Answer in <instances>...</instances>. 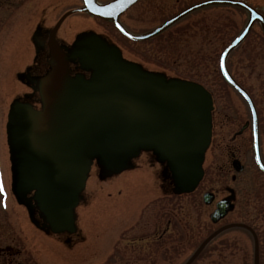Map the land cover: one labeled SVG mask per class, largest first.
Returning <instances> with one entry per match:
<instances>
[{
	"label": "rangeland",
	"instance_id": "rangeland-1",
	"mask_svg": "<svg viewBox=\"0 0 264 264\" xmlns=\"http://www.w3.org/2000/svg\"><path fill=\"white\" fill-rule=\"evenodd\" d=\"M46 1L0 0V181L3 183V192H0V246L11 244L13 252L21 251H17L19 255L14 257L26 259L31 264H183L203 239L217 228L242 222L250 225L257 234L260 264H264V174L255 168L248 169L239 173L238 182L234 183L228 166L226 144L229 133L246 115L241 98L229 88L218 71L221 51L245 24V13L231 6L214 5L200 9V13L210 14L206 25L212 27L205 31L210 39L190 41L186 64L176 67L171 57V66L165 70L169 76L208 85L212 97L211 114L220 119V122L215 120L216 127L217 123L220 125L217 139L213 147L207 149V159L206 153L203 155L205 158L202 157L203 174L196 188L182 192L164 161L158 160L151 151H140L129 161L128 167L119 172L108 171L92 161L81 201L76 207L79 226L84 229L82 222H86L89 227L84 241H76L70 248L62 241L67 233L53 235L46 230L44 219L36 209L33 218L30 217L26 207L33 204L32 194L21 193L17 198L13 190L7 121L12 102L25 101L32 91L39 98L37 84L45 72L41 60L34 58L36 40L33 33L40 24L41 7ZM61 12L62 8L55 12V16ZM46 13L51 20L53 12L48 10ZM73 21L76 26H67V39L73 38L78 26L88 29L85 30L88 34L90 31L105 32L115 37L111 27L98 20L90 21L84 14L71 16L68 22ZM89 21L90 26L85 27ZM41 24L46 26L48 22L44 24L41 21ZM261 40L259 32L254 29L228 59V67L236 69L237 77L246 86L248 68H255L254 89L249 87L257 99L262 96L264 88L261 81L264 67ZM127 43L132 45V42ZM132 48L135 47L131 46L130 53L135 54ZM157 50V56L162 59L165 49L157 46ZM148 56L143 54V61L134 56L129 58L142 64L155 62ZM148 68L153 69L154 66L149 65ZM30 74H34L28 77L33 83L32 90L25 78L22 79ZM30 103L40 108L39 101L36 104L30 99ZM238 107H243L239 118L235 115ZM241 158L243 163L248 161L244 155ZM225 186L236 190V206L233 203L235 208L213 223L210 214L215 205L205 204L202 195L212 191L217 201L228 195ZM38 225L39 228L44 226V231ZM163 230L166 234L159 237ZM252 261L251 234L242 228H230L209 242L192 264H252Z\"/></svg>",
	"mask_w": 264,
	"mask_h": 264
},
{
	"label": "water",
	"instance_id": "water-1",
	"mask_svg": "<svg viewBox=\"0 0 264 264\" xmlns=\"http://www.w3.org/2000/svg\"><path fill=\"white\" fill-rule=\"evenodd\" d=\"M136 1L99 4L96 0H82L83 6L66 12L49 35L50 46L60 57L38 81L40 109L19 100L10 106L7 142L14 194L20 198L21 193H31L33 204L27 206L30 214L37 209L53 232L73 231L74 208L92 161L108 171L119 172L140 151H152L158 160L166 162L177 188L190 191L202 177V157L211 137L212 99L202 85L147 72L123 59L115 46L97 34L78 39L71 53L81 67L90 70L89 77L71 76L67 56L54 39L67 15L87 12L112 21L129 38L141 39L195 8L211 4L239 6L248 11L250 19L223 50L220 70L226 82L252 107L249 96L226 68L228 53L240 44L252 22L263 21L251 6L239 0H205L183 10L148 35L136 37L118 23L119 15ZM254 149L256 162L264 171L255 132ZM228 190L230 195L219 200L210 214L213 223L234 208L233 190ZM212 196L211 192L204 193V203H209ZM230 228H243L251 234L252 264H259L258 238L244 223L217 228L184 264H191L214 237Z\"/></svg>",
	"mask_w": 264,
	"mask_h": 264
},
{
	"label": "flooded vegetation",
	"instance_id": "flooded-vegetation-1",
	"mask_svg": "<svg viewBox=\"0 0 264 264\" xmlns=\"http://www.w3.org/2000/svg\"><path fill=\"white\" fill-rule=\"evenodd\" d=\"M110 1L112 0H96V2L99 4H105ZM241 1H244L249 6H251L262 17L263 21L261 22L260 20H257V19L254 20L247 34L243 38V40L240 42V44H238L234 49H232L228 53V56L226 58V68H227L228 73L230 74L232 79L247 93V95L250 98L252 107H250L248 102L245 101L232 87H230L225 82L220 72L221 54L219 56V63H218L219 75H221L222 79L229 86V88H231L237 95H239V97L241 98V101L243 102L244 110H246L245 118L243 119V121L239 122L235 126L236 128L233 131H230L231 133H229L228 143L226 144V147H227L226 149L229 153L228 166H229V170L232 171L230 178H231V181L234 183L238 182L239 173H242L243 171L248 170V169L255 168V169H258L259 172L264 174V172H262L256 164L254 147H253L254 132H255V135L257 134L258 136L259 157H260L261 162L264 165V88H263L262 96L259 99H257L255 95L253 94V92L250 90L249 86L253 88V85H254L255 68L253 66L252 67L248 66L249 68L247 67L248 68V71L246 74V81H247L246 83L248 84L247 86L241 82L240 78L237 77L236 69H232L231 67H228V59H230L233 52L244 41H246L251 36V33L254 31V29H256L257 32H259L260 36L262 37L261 41L263 42V49H264V29H263L264 0H258V1L241 0ZM185 2L187 3L184 4ZM200 2H202V0H199V1L192 0L191 2L190 0H138L119 15L118 23L122 26V28L126 32L136 37L148 35L150 32L162 26L164 23H166L168 20L178 15L183 10L195 4H198ZM254 2H257V3H254ZM216 5H220V4H216ZM81 6H83L82 0H48L43 3L41 7L42 15L40 19V24L38 23V26L33 33V39L36 40V43H35L36 50H34V55H35L34 58L36 59V57H38L39 60H41V66L43 68V72H45L44 74L50 71V69L55 64L56 59L60 57V54L54 51L50 46L49 35L51 33L52 28L55 26L58 20L66 12L71 11ZM207 6H214V5H206V6L195 8L187 12L186 14L178 17L174 21H172L169 25L161 29L159 32H156L153 35H149L141 39L129 38L127 35L122 33L110 20H105L99 17L92 16L87 12L72 13V14L67 15L62 20V22L60 23L59 27L57 28L55 32L54 39L57 45L62 49L64 54L67 56L68 69H69V74L71 76L82 75L84 77H89L90 70L87 68L81 67L80 64L77 62V60L71 57V53H72L73 45L78 39L86 35L97 34L109 45L115 46L120 52L123 59L138 65L141 69L147 72H152L155 74L163 75L166 78H179L177 76H169L165 72V70L167 69V67L171 66V57H173L172 63L176 67L177 66L182 67L181 65L186 64L185 58L187 57V54H188L187 44L190 41H193L195 43V42H200V41L203 42L202 38H205L207 40L210 39V37L205 34V31L208 32L209 27H212L210 24L206 25V21L210 20V14L208 12L200 13V9L207 7ZM226 6L238 8L245 13V16H246L245 24H244L245 26L246 23L250 19V14L248 13V11L236 5H226ZM60 8H62L61 14L59 15L56 14L55 16V12L60 10ZM48 10H51L53 12L51 20L49 19V16L47 15L48 13H46V11ZM77 14H82V15L84 14L86 18L90 21L92 19L98 20L102 24L108 26L109 28L111 27V29L114 30L115 37H110L109 34L105 32H102L103 33L102 34V33H95L93 31H90L88 34L86 33L88 29L87 30L86 28L80 29L82 27L78 26L77 28L78 30L75 31L73 38L67 39L65 37L66 36L65 33L68 30L66 29L68 28L67 26L71 28L76 26L75 21L68 22V20L71 16H74ZM41 21L44 24H45V21H47L48 25L43 26V24H41ZM90 21L88 22L87 25L85 24V27L90 26L91 24ZM42 27L44 28V30H42ZM69 30L71 31V29ZM241 30L234 36V38L241 32ZM70 31H69V34H70ZM124 40L130 43L132 42V45L128 44ZM131 46L135 47V48H132L133 50L135 49V51H133L135 52V54L130 53ZM157 46L160 48L163 47L166 51V54L164 55L162 59H160L161 56H157L156 54L158 51ZM250 48H252V43L250 45ZM199 52L200 50H198L197 55L199 54ZM37 54L39 56H37ZM143 54L149 55L148 57L151 60H154L155 62H150V63L148 62V63L142 64L138 60H133L129 58V56H134L137 59H140L143 61V59H141L143 57ZM262 55H264V50H263ZM156 61H158L161 64L163 63V64L157 65ZM149 65L154 66V68L153 69L148 68ZM156 66H158V68H156ZM185 68H186V65H185ZM262 70H263V73L261 75V81L264 84V67ZM33 75L30 74L29 76L27 75L22 78V79L25 78L26 84L27 85L30 84L29 86H31V88L33 86V83L29 81L28 77H32ZM180 79H184V78H180ZM186 80H189V79H186ZM190 81H194V80H190ZM194 82L201 84L206 90L210 91V88L208 85L200 81H197V80ZM29 98L31 99L32 97H29ZM37 101H39L38 98H36V102ZM242 108L243 107L235 108V111H236L235 115L238 116V118L240 117V113H242L241 112ZM238 109H240V111ZM254 114H255V119L253 118ZM216 119L218 122H220L219 116L215 114L212 115V133H211L212 138H211V143L209 145V148L213 147V144L218 136L217 129L219 131L220 125L217 123V127H216V124H215ZM217 145H220V143L217 142ZM8 151H9V148H8ZM9 155H10V152H9ZM207 155L208 153H206L205 159H207ZM243 155L248 160L246 163H243L242 161L241 157ZM9 162H10V167H11L10 158H9ZM236 169H240V171L238 172L236 171ZM228 188L229 186H225L224 188L227 194H228ZM234 193H235L234 204L236 206L237 194H236L235 189H234ZM214 201H215V194H213L212 199H210L209 201V204L214 203L215 205L216 201L215 202ZM77 217L78 215L75 216L76 226L74 228V232L72 234H69L67 237H64V239L62 240L64 244L70 248L72 245L73 246L75 245L74 243L76 241H81V240L84 241L85 238L87 237L86 235H88L89 233V227L86 224V222L81 221L82 224H84L85 226L84 227L85 232H84L83 231L84 229H82V227L79 226V223L77 221L79 220V217L78 218ZM165 234H166V230H163L159 234V237H163ZM17 251L13 252V246L11 244L3 246V247L0 246V264H31L30 261L26 259L15 258L14 255H19V252H21V251L19 252Z\"/></svg>",
	"mask_w": 264,
	"mask_h": 264
},
{
	"label": "snow or ice",
	"instance_id": "snow-or-ice-1",
	"mask_svg": "<svg viewBox=\"0 0 264 264\" xmlns=\"http://www.w3.org/2000/svg\"><path fill=\"white\" fill-rule=\"evenodd\" d=\"M0 192H3V183L0 181Z\"/></svg>",
	"mask_w": 264,
	"mask_h": 264
}]
</instances>
